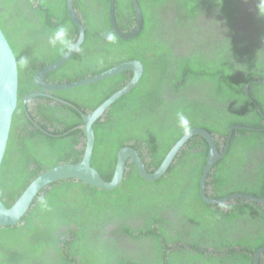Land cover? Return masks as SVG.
Instances as JSON below:
<instances>
[{"label": "trees", "instance_id": "obj_1", "mask_svg": "<svg viewBox=\"0 0 264 264\" xmlns=\"http://www.w3.org/2000/svg\"><path fill=\"white\" fill-rule=\"evenodd\" d=\"M0 1L6 2L8 0ZM79 1L83 2V0H73V4L74 8L79 10L82 14L81 21H83L85 26L84 43L80 46L78 52L76 51L65 64L52 74L54 76L66 72L65 76H67L65 78L68 81L79 79V77H82V73L91 72V74H95L103 70L101 68L94 69L91 67V69H84V71L75 69L72 72L71 70V67L75 65V60L82 59L84 45L90 40L96 39L98 36L95 31L97 27L95 26L94 28V26L92 27L90 24L89 19L91 14H88V7H85V10H83L79 5ZM84 1L86 3H93V0ZM160 1L162 0H137L143 15L142 30L137 37L140 38V36L146 34L147 24H151L150 15H152L153 9L156 7L154 4H158ZM226 1H224L223 4L226 11H234L233 6L236 0ZM14 2L17 3V0H14ZM27 2L28 9L30 12H34L38 15L37 18H39L40 22L36 19L25 21L23 19L25 14L20 12L15 14L12 13L14 10L12 7L8 9V12L14 14L16 18L15 25L19 32L26 34L28 23L32 29L33 35L38 33L34 45L42 44L45 34L50 36L60 25L68 27L69 36L72 42L75 41L78 30L68 16L66 0H27ZM100 3L102 10L98 13L100 20L105 22L102 26L105 28L103 30L105 33L102 31V34L99 35V40L102 42L105 41L106 39L103 35L107 36L108 32L112 35L114 41L121 46L123 40H119V38L114 35L107 23L108 0H100ZM123 9L125 10L124 13ZM97 11H99V9L96 8L94 12ZM115 13L116 22H122L123 15L127 18V27L132 23L135 24V13L130 0H115ZM52 19L54 20L52 21ZM0 28L15 55L18 69L17 108L12 117L7 148L0 166V190L2 191V201L6 206H10L26 188L29 182L40 172L58 164V160L64 162L71 160L69 163H75L80 159L79 155L81 151L73 152V160L65 156V153L72 150V147L67 144V139H70L76 144L80 142L78 137L82 135V133L81 130L77 129L67 136L55 138L40 130L35 131V133L33 131L29 133L25 130L28 133H26V136L19 139L16 153L19 152V154L22 155L26 154L22 157L18 155V159L15 160L14 156H10V166H15L10 167L9 174V182H14L13 188L10 186L11 183L4 181L3 178H5L7 167L9 166L8 151L10 152V147L15 137L13 130L14 122L15 119L21 115L20 113H22L21 104L23 95L28 94L29 91L28 88H21L23 69L20 64V58L16 51L14 41L10 38L1 17ZM48 29L50 31H48ZM24 37L28 43L27 36ZM247 40L246 36H241L238 38L237 44L221 46L223 49L215 51L216 58L206 56L203 59V63L199 60L195 62L196 65L202 63L198 71L204 78L213 79L212 77L215 75H221L223 78V80L213 79L212 92L217 95L216 99L224 102V106L219 108V106L215 107L212 104L207 105L206 116L204 117H199L195 114L198 110V105L196 104L197 98H193V102L191 103V106L194 108L189 106H176L174 102H172L171 105H167L168 101L165 102L162 97V99L158 98L163 95H160L161 93L170 92L169 90L176 94L186 89V87L190 88L193 86L188 84V77L194 70V64L189 65L192 63L191 59L183 58L181 60L180 58L179 62L182 63H179L177 66L178 72L174 73H164L166 70L165 68L155 66V64L150 67L143 62L145 66L144 79L147 83L149 78H152L153 86H148L149 93L146 94L142 100L135 97L140 93V84L135 86L130 92L117 99L110 106L103 119L95 122L93 125L95 143L91 166L94 167L106 181H110L116 163L117 151L125 145H131L139 152L146 169L148 171H153L163 160L168 149L182 134H179L178 130L175 129L174 125L177 121L184 123L187 130L192 127H202L206 129L217 138V144L226 141L228 128L232 125L254 127L259 128V130H233L229 148L225 156L219 159L211 172H209L205 190L207 195L212 199L238 192L264 198V118L261 112L254 107L252 101L246 96V92L243 89V85L249 83L248 92L250 97L264 112V31H262L261 35L257 38L258 43L256 46H259L260 50H251L248 47L249 42ZM53 48L51 52L47 54L44 52L42 57L37 58L31 64L30 74L34 72L35 69L39 68L36 66L39 62L42 65L53 63L67 51V49L60 45ZM248 49L250 51L247 53ZM163 52L164 49L157 43L152 46L150 54L159 55ZM237 53H240L241 59L246 57V59L249 58V60L244 59L242 62L237 63ZM144 61L146 62V59ZM88 62L89 61L86 60V66H88ZM147 63L149 64L150 61H147ZM241 64L244 65V69H236V65ZM218 71H220L221 74ZM124 77L125 74H119V78L123 79ZM164 80L170 84L169 90H166V92L160 88ZM113 81H118V77L116 79L102 80L83 86V93H85V90L96 91L98 87H103V91L100 93L93 92V100L90 101L89 104L76 102L77 106L79 108L95 109L122 86L120 82H115L110 86L109 84L113 83ZM200 86L201 83L199 82V84L196 85L197 89H199ZM31 99L32 98H29L27 100V104ZM180 99L179 97L177 101H180ZM40 117L41 121L44 120L43 118L50 119L49 121H60L55 117L49 118L44 111L41 112ZM77 120L79 121V118H77ZM79 124H81V120ZM71 127V125H68L66 130H69ZM31 136L32 138H39V140H41L39 145L44 147H52L55 149L56 145H66L69 149L65 150L56 162L52 164L47 163L48 158L43 157L40 153L28 154L32 149L37 150L35 148H30L31 144L29 140ZM73 136L76 138H72ZM223 138L224 140H222ZM71 145L73 146V144ZM258 147H261V149ZM11 152L13 153L11 155H14V151L12 150ZM207 152V142L199 136H192L178 152L174 162L168 168L166 175L153 182V184L142 179L137 174L131 162H127L126 164L127 169L121 185L111 191L98 189L74 179L62 180L58 182V184L67 185L68 187H77L80 189V192H77L79 195L77 201L81 204H85L84 202H86V205L89 207L97 205L101 208L100 206L104 204L105 207L102 209L104 211L111 207L112 210L117 209L119 212H125L132 209L131 207L125 208V205L129 203L128 200L133 202L131 203L132 206L143 201H149L152 209L155 208L154 213L156 215L148 221L152 224L157 220V222H162L167 225V227H171L172 224L178 222L174 218H159L157 215L159 211L156 209L159 207L164 209L165 205L167 207H170L172 204L176 205L181 210L180 213L183 214L182 218H186L187 221H189L188 224L182 226L183 228L176 225L182 230L180 229L176 234H172V232L169 233L165 231L167 229L164 228L163 225H161V227L156 226L157 228H150L151 225H149L144 229L161 230L160 233L156 235L161 249L157 259L162 261L161 264H171V260H174L175 257L181 259L186 258L194 261V263L203 261L205 262L204 264H208V262L224 264L227 261L233 264L236 260H243L244 264H253V254L264 246V230L260 231L258 234L254 233L253 235L251 231L264 228V206L241 199L221 204H209L204 202L199 196V182L206 162ZM29 165H34V168L29 169ZM19 168L25 170L22 173L23 176L14 179L13 173L19 170ZM166 180L173 181V184H171L166 191L161 190L159 187L156 188V191L155 188L154 190L149 189V187H152L154 184L157 185V183H162ZM136 186L140 187L142 190L147 189L148 191H146V193L150 195L142 196L141 193H139L141 189H135ZM182 186H185V188ZM182 189L184 191L180 192ZM40 201L41 200L38 199L35 203H40ZM90 201H93L92 206ZM52 211L53 210L50 212ZM34 212L35 207L28 211L21 219L20 223L15 226L0 227V259L5 260L7 264H70L71 260H74L73 256L75 255V250L73 249L66 252V248L59 246L60 243L64 241L60 239V234L55 236V238L49 235V226L54 219L50 221L47 218V214L44 215L42 210H39L35 215ZM35 218L36 220H34ZM59 222L60 221H55L56 224H59ZM114 224L124 228L127 227V230H131L129 226H126L122 222H114ZM32 226L34 230L33 228L31 229ZM250 227H253V230H250ZM202 228H204V230H200ZM236 234H238L240 238H238ZM77 235L80 236V233H77ZM161 237H163L165 241H162L160 239ZM178 242L190 244L195 249L189 251L182 247L178 250H171L172 247L166 248L163 245V243L176 244ZM235 246H240L242 250L234 249ZM202 247L205 249L201 250ZM210 248L212 250L208 252ZM44 249H48V251L45 252ZM51 249L54 250L56 254H51ZM181 250L185 252L184 256H175L178 254L177 251ZM191 252L194 254L191 255ZM123 261L125 260H116L117 263ZM259 264H264V260L260 259Z\"/></svg>", "mask_w": 264, "mask_h": 264}, {"label": "flooded vegetation", "instance_id": "obj_2", "mask_svg": "<svg viewBox=\"0 0 264 264\" xmlns=\"http://www.w3.org/2000/svg\"><path fill=\"white\" fill-rule=\"evenodd\" d=\"M224 1L226 0H162L158 4H154L156 7H154L153 9L154 11L152 15H150L151 24L149 23L147 24L146 34L140 36V38L137 37V35L141 32L142 27L141 30L132 37L121 38L116 33V31L114 30L111 24L109 9H108L107 23L109 24V27L114 33V35L117 36L119 40H123L121 46L117 42H115L114 39L112 41H109L107 39V36L110 35L108 32H107L108 34L107 36L103 35V37L106 39L105 41L102 42L99 40V35H101L102 31L105 29L102 27L105 22L104 21L102 22L100 20L98 13L102 10L100 0L97 1L93 0V3H86L84 0L83 2L79 1V5L83 10H85V7H88L87 8L88 14H91V17L89 19L90 24L92 25V27L94 26V28L95 26L97 27L95 31L97 32L98 36L96 39L94 38L93 40H90L88 43L84 45L82 51L83 56L81 57L82 59H76L75 60L76 62L74 63L75 65L74 67L73 66L71 67V70L72 72L75 69H78V71L79 70L84 71V69L88 70L91 68L94 69L101 68L103 70L101 71L97 70L99 72L96 71L97 73L95 74H91V72L85 74L82 73V77H79L78 75L79 79H75L73 81H68L65 78L67 76V75L65 76L66 72L53 76L52 75L53 72H55L63 64H65L71 58V56L76 52L75 51L59 68L46 74L43 78V83L48 86H60V85L71 84L74 82H79L84 79L96 76L98 74H101L107 70H110L122 64L137 61L142 64L143 69H142V74L135 85L137 86L140 84V89H139L140 93L138 96L135 97H137V99L140 98L142 100L143 97L149 93L148 86L149 87L153 86L152 78L151 79L149 78L147 83L146 80L144 79L145 76L144 63H146V65L150 67L153 64H155V66H160L162 68H165L166 70L164 73L167 72L174 73V72H178L177 66L179 65V63H182L179 62L180 58L181 60L183 58H189L192 61V63L189 65L194 64V70L191 73V75L188 77L189 79L188 84L193 86L190 88L186 87V89H183L180 92L174 94L175 92H171V90H169V86H170L169 82L164 80L160 88L165 90V92L166 90H169L170 92L161 93L160 95L162 94L163 95L162 96L158 95L159 96L158 98L162 97L164 98L165 102L168 101L167 105H171V103L174 102L176 106H183V107L189 106L191 108H194L191 106V103L193 102V98H197L196 104L198 105V110L197 113L195 114H197L199 117H204L206 116V109L208 107L207 105L212 104L215 107L219 106V108H222L224 106V102L219 99H216L217 95L212 92L213 79L223 80L222 76L215 75L212 77L213 79L210 78L206 79L198 71L199 66L203 63V59L206 56L216 58L215 51L223 49L221 46L237 44V40L241 36L247 37L248 39L247 41L249 42L248 47L251 50L254 51L260 50L259 46H256V44L258 43L257 38L261 35L262 31H264V22H263L264 18L258 14L257 0H236L233 6L234 11L232 12L226 11V8L223 5ZM108 5H109V0H108ZM11 7L12 9H14L12 13L15 14L17 12H20L25 14V17H23L25 21L28 20L31 21L33 19L39 21V18H37L38 15L34 12H30V10L28 9L27 0H17V3H15L14 0H8L6 2L0 1L1 20L4 26L6 27V29L8 30V34L10 35V38L14 41L16 51L20 58V64L23 69L21 88L22 89L28 88L29 91L28 94L23 95L22 104H21L23 114L20 113L21 115H19L14 122L13 130L15 137L12 141L10 152L8 151L9 166L7 167L6 176L5 178H3L4 181L6 182L7 181L9 182L10 167H15V166H10V156H14V160H15L18 159L17 158L18 155L22 157L23 155L26 154L25 153L22 155L19 154V152L16 153V148L19 145L20 138L26 136L27 135L26 133L28 132L30 133L33 131L35 133V131L37 130H40L50 136H54L55 138L67 136L71 134L72 131H76L77 129L81 130L80 127L81 125H83L82 116L88 115L94 109L91 110L88 108L87 109L79 108L76 102H80L82 104H89V102L93 100L92 99L94 96L93 92L100 93L103 91V87H98L96 88V91L85 90L86 94L83 93L84 92L83 86L95 82L87 83L75 87L64 88V89H51V88L46 89L43 88L40 85V83L36 82L35 75L38 73V71L42 67L53 64L56 61H58L61 57H63L66 54L68 50L53 63L42 65L39 62L36 65L39 68L35 69L34 72H31L30 74L31 64L37 58L42 57L44 52H46L45 54H47L51 52V50L54 48L49 45L48 43L49 36L47 34H45L44 42L42 44L34 45V41L38 36V33H35L33 35L32 29L30 28L28 23H27L26 34L19 32L15 25L16 18L14 17V14L8 12V9ZM73 8H74V4H73ZM96 8L99 9V11L94 12ZM74 11L75 14L79 17L80 23L83 28V36H82L83 40L79 45L80 48V46L84 43L85 26L83 21H81L82 14L79 12V10L75 8ZM124 12L125 10L123 9V13ZM134 13L136 19L135 10ZM115 15L116 13H115V0H114V17ZM141 16L143 19V15ZM69 18L71 19L70 16ZM126 19L127 18L122 15V22L118 23L116 22V18H115L114 26L117 29V31H120L121 33L129 34L134 31L137 23L135 21V24L132 23L129 27H127ZM53 20L54 19H52V21ZM142 26H143V21H142ZM48 31L50 30L48 29ZM103 32L105 33V31ZM78 33H77V37H78ZM24 36H27L28 43ZM76 40L77 38L75 39V41ZM75 41H73V44L75 43ZM157 43H159L160 46L164 49V52L159 55H154V54L151 55L150 53L152 50V46H154ZM249 51L250 50L248 49L247 53ZM237 55H238L237 63L242 62L244 59L249 60V58L246 59V57L244 59H241L240 53H237ZM22 59H26L27 62L22 64L21 63ZM145 59L146 62L144 61ZM86 60L89 61L88 66H86ZM197 60L201 61L202 63L200 65H196L195 62ZM147 61H150V63L148 64ZM238 68L244 69V65L242 64L236 65V69ZM218 72L220 73V71ZM120 73L125 74V77L123 79L119 78ZM120 73H117L103 80H109V79L112 80L113 78L116 79L118 77V81H113V83L110 84L108 82V84L112 86L115 82H120V84L122 85L121 87H123L129 81H131L134 75V72L130 70L123 71ZM199 82L201 83V86L199 89H197L196 85L199 84ZM248 87H249V83L243 85L244 91L245 88L247 91V92L245 91L246 96L252 101L254 107L261 112L264 118V112L261 110L259 105L250 97L248 92ZM36 93H38L39 95L31 97L32 99L27 104V101L25 102V98L30 94H36ZM65 97L70 100L66 99ZM179 97L181 99L180 101H177L179 100ZM213 103H217V104H213ZM40 111L41 112L44 111V113H46L49 118L55 117L58 118L60 121L59 122H55L54 120L49 121L50 119H45V118H43L44 120L41 121ZM77 118H79V121L77 120ZM80 120H81V124H79ZM68 125H71L72 127L69 130H66V127ZM174 126L175 129L178 130L179 134L182 133L181 136L176 140V142L187 131L194 128H202V127H192L187 130L186 125L180 121H177ZM237 126L242 128H235V129L259 130V128H254V127H246V126L243 127L240 125ZM230 128L231 126L228 128V135ZM25 130H27L28 132ZM81 133L82 135L78 137L80 142L76 144H74L73 141H71L70 139H67V144L72 147V150H70L68 153H65V156L70 157V159L72 160H73L72 156H74L72 154L74 151L77 152L81 151V154L79 155L81 159L83 152L85 150L86 136L84 135L82 130ZM72 138H76V137L73 136ZM215 139L217 140V138ZM222 140H224V138ZM230 140L229 143H227V138H226V141L222 143L220 142V144H217L216 141L217 150L222 155V157L225 156L229 148ZM29 141L31 144L30 148H35L37 150L32 149L28 154L40 153L43 157L48 158L47 163L50 164L56 162L59 156L65 150L69 149V147L66 145H56L55 149H53L52 147L51 148L44 147L42 145H39V143H41V140H39V138L37 137L32 138L31 136V139ZM94 143H95V134H94ZM71 144H73V146ZM173 145L168 149L165 156L169 153ZM93 148H92V153H93ZM258 148L261 149V147ZM12 150L14 151V155H11L13 154L11 152ZM80 159L77 160L76 162L80 161ZM91 160H92V154H91ZM162 161L158 164V166L154 168L153 171H148L146 167L145 169L149 173H154L161 166ZM57 162L58 164L69 163L71 162V160L68 162L58 160ZM127 162H131V161L128 160ZM29 166H30L29 169L34 168V165H29ZM23 171L25 170L21 168H19V170H16L13 173V178L16 179L19 178L20 176L22 177ZM167 171L168 169L164 174H161L156 180L165 176ZM156 180L153 181L145 180V181L153 184V182H155ZM58 182L52 183L53 185L50 184L48 187H46L37 196L31 209L35 207L34 215L39 210H42V212H44V215L47 214V218L50 221L54 219L49 226V230H48L50 233L49 235L52 238H55V236L60 234L61 235L60 239L64 241L60 243L59 246L62 248H66V252H69L73 249L75 250V255L73 256L74 260H71L70 264H82V263L83 264H161L162 261L157 259L158 253H160L161 249H160V244L156 239L157 238L156 235H158L161 230H144V229L149 225H151L150 228H155L156 226L161 227V225H163V227L167 229L165 231H168L169 233L172 232V234H176L178 230L181 229L179 227H182L189 223V221H187L186 218H182L183 214L180 213L181 210L174 204H172L170 207H167L165 205L164 209L160 207L156 209L160 213L157 214L159 218L161 219L174 218L178 222L172 224L171 227H167V225H165L162 222H157V220L152 224L148 221L150 218L156 215L154 213L155 208L152 209L149 201H143L134 204L132 206L131 203L133 202H131V200H128L130 204L127 203L125 205V208L131 207L132 209L125 212H119L117 211V209L112 210L111 207L110 209L104 211L102 210L105 207L104 204L103 206H100L101 208H99V206L97 205H94V207H89L86 205L87 204L86 202H84L85 204H81L79 201H77V198L79 197L77 192H80V189H78L77 187H68L67 185L58 184ZM9 183H11L10 186L11 188H13L14 182H9ZM171 184H173V181L166 180L162 183H157L158 186L154 184L152 187H149V189L154 190L155 188L156 191V188L159 187L161 190L166 191ZM182 187L185 188V186ZM135 189H141V188L136 186ZM106 191H111V190H106ZM146 191L148 190L141 189L139 190V193H141L142 196L150 195L146 193ZM183 191L184 190L182 189V191L180 192ZM41 198H43L46 201L47 207L42 206L41 203H37V204L35 203L38 199L41 200ZM90 202L92 206L93 201ZM51 210L53 211L50 212ZM34 220H36V218ZM55 221H60V222L59 224H56ZM114 222H122L126 226H129L131 230H127V227L124 228L120 225L114 224ZM176 225H178L179 227H177ZM32 228L33 226L31 227V229ZM200 230H204V228ZM250 230H253V227H250ZM254 230L251 231L252 235L254 233L258 234L260 231L264 230V228L254 229ZM77 233H80V236H78ZM236 235L238 238H240L238 234ZM160 239L162 241H165L163 237H161ZM163 245L166 248L172 247L171 250H178L181 249L182 247H184L189 251L191 249H195L194 247H192V245L181 242H178L176 244L163 243ZM204 249L205 248L203 247L201 248V250ZM234 249L242 250L240 246H235ZM183 250L177 251L178 254L175 256H179V257L184 256L185 252ZM211 250L212 249L210 248L208 252H210ZM44 251L47 252L48 249H44ZM50 252H52L51 254H56V252L52 249ZM256 252L257 251H255V253L253 254V264L255 262ZM190 254L193 255L194 253L191 252ZM120 259H124L125 261L117 263L119 261L116 262V260H120ZM260 259L264 260V253H262L259 256V260ZM259 260H258V264H259ZM204 263L205 262L203 261H197L194 263V261L192 260H188L186 258L181 259L178 257H175L174 260L173 259L171 260V264H204ZM0 264H7V263L5 260L0 259ZM208 264H214V263L208 262ZM224 264H231V262L227 261ZM233 264H244V261L236 260L233 262Z\"/></svg>", "mask_w": 264, "mask_h": 264}, {"label": "water", "instance_id": "obj_3", "mask_svg": "<svg viewBox=\"0 0 264 264\" xmlns=\"http://www.w3.org/2000/svg\"><path fill=\"white\" fill-rule=\"evenodd\" d=\"M133 9L136 12V28L131 33H121L115 28V17H114V0H109V16L111 24L116 31V33L121 38L132 37L137 34L142 27V14L137 3V0H130ZM67 12L71 19L74 21L78 28V37L74 45L79 48L81 41L83 40V28L80 23L79 17L75 14L73 8L72 0H67ZM75 51H67L66 54L61 57L58 61L53 64L42 67L38 73L35 75L36 82L40 83L43 88L46 89H64L69 87H75L87 83H92L109 78L117 73L123 71H133L134 75L131 81H129L125 86L121 87L119 90L111 94L104 102L97 106L88 115H83V125L80 129L86 136V146L80 161L75 163H61L48 170L41 172L36 176L29 185L22 191V193L17 197V199L10 205L6 206L2 201V191L0 190V227L5 226H15L20 223L21 219L27 214V212L33 206V203L37 196L50 184L74 179L81 181L92 187H96L103 190H114L120 186L125 170L127 161L130 160L135 169L137 170L140 177L145 180L153 181L156 180L161 174H164L169 166L174 162L177 153L182 147L185 146L186 142L192 136H199L203 138L208 144V152L206 155V162L201 173L200 183H199V193L201 199L209 204H221L228 201L241 199L250 202H255L264 206V198H259L257 196L246 194V193H233L224 197L217 199L210 198L205 192V186L208 179L209 172L213 169L215 163L218 159L222 158V155L218 152L216 146V139L211 133L203 128H194L187 131L171 148L169 153L165 156L161 163V166L154 173H149L145 169L142 162L141 156L131 145H125L118 150L116 154V163L113 171V175L110 181H106L98 171L91 166V154L94 145V131L93 125L96 121L102 119L104 114L106 115L107 110L117 99L125 95L132 88L135 87L142 74V64L140 62H128L122 64L110 70H107L96 76L84 79L79 82H74L71 84L60 85V86H48L43 83V78L46 74L59 68ZM246 91V88H245ZM247 92V91H246ZM18 69L15 55L4 36L0 28V166L5 155L7 141L9 138L12 117L17 108V98H18ZM36 95L30 94L25 98V102ZM235 128H242L237 125L231 126L229 129V135L227 137V143L231 139L232 130ZM264 253V246L259 248L255 254L254 264H258L259 256Z\"/></svg>", "mask_w": 264, "mask_h": 264}, {"label": "clouds", "instance_id": "obj_4", "mask_svg": "<svg viewBox=\"0 0 264 264\" xmlns=\"http://www.w3.org/2000/svg\"><path fill=\"white\" fill-rule=\"evenodd\" d=\"M257 9L258 14L261 17H264V0H257ZM109 41H112L114 38L111 35L107 36ZM48 43L52 47H56L60 45L61 47L69 50V51H79V49L73 44L70 36H69V29L65 25L58 26L52 34L49 36ZM26 59H22L21 63H26ZM41 205L47 207L46 201L41 198L40 201Z\"/></svg>", "mask_w": 264, "mask_h": 264}]
</instances>
